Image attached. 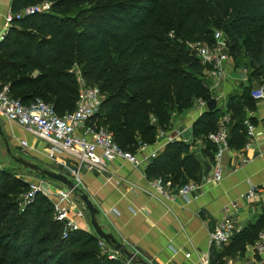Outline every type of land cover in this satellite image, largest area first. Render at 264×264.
<instances>
[{"label": "trees", "instance_id": "16d2710c", "mask_svg": "<svg viewBox=\"0 0 264 264\" xmlns=\"http://www.w3.org/2000/svg\"><path fill=\"white\" fill-rule=\"evenodd\" d=\"M44 4L48 10L23 15ZM10 9L21 18L0 41V90L7 87L24 106L41 101L63 117L75 110L80 83L96 87L103 102L92 122L132 155L153 146L197 101L213 100L206 68L190 46H211L214 33L221 32L229 60L249 70V84L239 99L229 97L224 111L204 112L192 137L212 166L215 147L207 137L228 115L229 149H244L246 111L254 105L250 83L264 88V0H12ZM205 167L189 145L174 141L145 174L177 190L199 183ZM27 189V180L0 169V264H117L101 253L94 233L63 237L48 199L37 195L21 211ZM262 232L264 208L234 235L225 255L243 257Z\"/></svg>", "mask_w": 264, "mask_h": 264}, {"label": "crops", "instance_id": "0c3cea01", "mask_svg": "<svg viewBox=\"0 0 264 264\" xmlns=\"http://www.w3.org/2000/svg\"><path fill=\"white\" fill-rule=\"evenodd\" d=\"M11 3L12 0H0V37L3 33L4 18L11 11ZM229 63L225 68V78L218 88L214 87L213 80H207L213 100L216 101V108L222 111L225 110L229 97L239 99L249 84L247 79H243L245 75L240 74L238 69ZM250 86L252 90L258 88L255 82L250 83ZM204 112H207V107L206 110L193 108L185 115L176 117L172 130L164 132L165 137L158 138L153 146L137 154V160L159 154L165 146L166 138L179 132L181 135L176 141L189 145L190 150L195 152L206 166L202 169L200 178L210 174L212 166L210 163L207 165L208 162L199 154L202 145L199 141L194 142L192 137V126ZM246 122L255 127L257 134L250 147L242 151L230 150L223 158L222 181L217 185L204 186L201 195L188 204L176 197L167 200L157 193L151 187L153 180L146 177V165L136 168L124 160L116 159L108 164L106 173L101 175L94 171L82 170L79 188L98 208L100 214L97 221L103 231L111 234L128 252L148 264H226L230 260L234 264H259L261 261L264 263V254L257 255L254 246L247 247L243 257L230 258L225 255V250L232 241L226 246L216 247L211 245L209 240L210 233L224 217L235 221L237 235L249 223L253 224L261 208H264V101H254L253 107L246 111ZM0 126L3 138L10 148L14 147L17 152L26 153L30 159L43 163L49 167L47 170L66 172L69 179L71 178L67 170L49 160L48 146L44 142L1 117ZM24 133L36 139L38 145L34 146L28 142ZM82 134L83 131L79 135ZM21 142H26L27 147H22ZM0 143L3 144L1 138ZM62 159L68 165L73 163L68 156H62ZM245 159L248 163L242 164ZM6 165L0 158V169L8 168ZM37 176L35 180H41L52 188L66 189L57 183V187L52 186L45 181L46 178ZM31 179L33 178L25 180L29 184L33 181ZM251 187L259 189V197L247 201L244 196ZM82 206L83 204L78 202L76 208ZM76 222L79 230L93 235L88 215Z\"/></svg>", "mask_w": 264, "mask_h": 264}, {"label": "built area", "instance_id": "2783aa9c", "mask_svg": "<svg viewBox=\"0 0 264 264\" xmlns=\"http://www.w3.org/2000/svg\"><path fill=\"white\" fill-rule=\"evenodd\" d=\"M49 9L48 4L41 7L31 8L23 15H32ZM21 15L13 16L9 13L4 18V28L0 39L2 40L8 27L13 20H18ZM0 40V41H1ZM190 49L198 57L200 64L206 68L205 78L214 81V87L218 88L225 78L226 65L229 62L227 53V43L221 32L213 35V44H194ZM244 79V78H243ZM250 97L254 101H264V88L258 87L251 91ZM103 98L96 87H87L83 83L79 85L78 100L75 110L63 117H58L53 109L41 101H36L30 106H24L20 101L13 99L7 87L0 90V117L10 123L16 124L25 133L41 140L48 146V158L57 165L67 170L72 182L79 188L81 185L80 173L82 170L94 171L98 174L106 173L110 162L121 159L136 168L142 165L148 166L158 153L152 154L141 161L136 155L145 151L149 146H141L135 155L123 152L114 142L112 135L106 129L98 127L93 123V119L99 114ZM207 104L197 101L194 109L206 110ZM230 117L222 116L217 124L214 133L208 135L207 140L215 147L213 165L210 174H207L199 183H189L179 189H172L170 182L156 179L151 182V187L167 200L180 198L188 204L196 200L201 195V190L207 185H217L223 179V158L230 151L229 149V125ZM246 129L247 143L244 150L248 149L256 138V129L249 122L244 123ZM83 131L82 135H79ZM180 133L173 137L166 138L165 146L180 138ZM163 133L158 134V138H163ZM21 146L26 148V142H21ZM163 146L161 149H163ZM62 156H68L73 161L68 165L63 161ZM248 160H243L242 164H247ZM68 177V176H67ZM69 178V177H68ZM40 195L48 199L53 207L54 221L63 226V237L80 228L77 220L87 217L84 206L77 207L78 200L72 192L67 189L59 190L52 188L41 180H33L28 184L27 192L20 197L19 208L23 211L37 196ZM245 200L253 201L259 197V189L251 187L245 194ZM75 212V214H73ZM237 224L230 217H224L209 235L211 245L222 247L228 245L237 233ZM101 253L110 262L117 264H132L108 247L104 242H99ZM257 255L264 254V232L259 236L254 245ZM226 264H234L232 260ZM255 264V263H251ZM259 264H264L262 261Z\"/></svg>", "mask_w": 264, "mask_h": 264}, {"label": "water", "instance_id": "95a60500", "mask_svg": "<svg viewBox=\"0 0 264 264\" xmlns=\"http://www.w3.org/2000/svg\"><path fill=\"white\" fill-rule=\"evenodd\" d=\"M216 109V101L211 100L207 103V112L212 113ZM0 138L2 139V143L5 147L7 155L12 159L13 163L19 166L20 168L29 171L33 174L44 177L54 183L60 184L65 187L67 190L72 192L73 196L78 200V202L82 203L90 222V226L93 230L94 235L98 238V240L104 242L108 247L114 250L119 255L125 257L126 260L130 261L132 264H148L138 256L133 253L128 252L125 247L117 242L111 234L105 233L97 221V217L100 212L98 208L92 203L89 197L78 188L71 179H69L66 175L62 173H56L50 170L40 169L36 164H32L26 162L22 158H16L11 154L9 149V145L6 140L3 138V133L1 131L0 126Z\"/></svg>", "mask_w": 264, "mask_h": 264}, {"label": "rangeland", "instance_id": "374dc122", "mask_svg": "<svg viewBox=\"0 0 264 264\" xmlns=\"http://www.w3.org/2000/svg\"><path fill=\"white\" fill-rule=\"evenodd\" d=\"M1 40V39H0ZM229 64H233L234 63L231 61V59L229 60ZM235 66V65H234ZM237 66V65H236ZM238 69V72H240V74H243L245 75V80L247 79L248 81V73H249V70L247 69V67L244 65L243 62H241L237 67ZM253 83V82H252ZM257 86V85H256ZM18 136H20V134H18ZM24 136L26 138V140H28V142H30L31 144H33L34 146L38 145L36 139H33L31 138V136L29 135H26L24 133ZM33 139V140H32ZM10 151H11V154L16 157V158H22L23 160H25L26 162H29V163H34L36 164L37 166L39 165V168L40 169H43V170H47L49 167L45 166L43 163H39V162H36L32 159H30L26 153L22 154L20 152H17V150H15L14 147H9ZM0 158L4 160V163L5 165L8 167L6 169H9L13 174H15L16 176H18V178H21V179H27V178H33L31 180H35V178H38V176L36 174H33V173H30L22 168H20L19 166L15 165L13 163V161L10 159V157L7 155V153L5 152V149H4V146L3 144L1 145L0 143ZM31 160V161H30ZM39 163V164H38ZM2 165V163H1ZM53 169V168H52ZM55 170V169H54ZM56 173H61L60 171L59 172H56ZM63 175H66V172H62ZM67 176V175H66ZM47 181L48 183H50L52 186H55L57 187V184L52 182V181H49V180H45Z\"/></svg>", "mask_w": 264, "mask_h": 264}]
</instances>
